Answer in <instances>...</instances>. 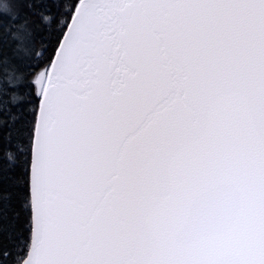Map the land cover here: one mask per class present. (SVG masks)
<instances>
[{"label": "snow or ice", "instance_id": "6c2138e0", "mask_svg": "<svg viewBox=\"0 0 264 264\" xmlns=\"http://www.w3.org/2000/svg\"><path fill=\"white\" fill-rule=\"evenodd\" d=\"M0 264H264V0H0Z\"/></svg>", "mask_w": 264, "mask_h": 264}]
</instances>
